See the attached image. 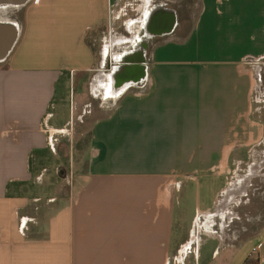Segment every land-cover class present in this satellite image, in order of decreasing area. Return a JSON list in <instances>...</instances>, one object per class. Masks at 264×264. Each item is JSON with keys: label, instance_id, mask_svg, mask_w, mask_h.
I'll use <instances>...</instances> for the list:
<instances>
[{"label": "crops", "instance_id": "1", "mask_svg": "<svg viewBox=\"0 0 264 264\" xmlns=\"http://www.w3.org/2000/svg\"><path fill=\"white\" fill-rule=\"evenodd\" d=\"M7 9L0 264H264V0Z\"/></svg>", "mask_w": 264, "mask_h": 264}, {"label": "rangeland", "instance_id": "2", "mask_svg": "<svg viewBox=\"0 0 264 264\" xmlns=\"http://www.w3.org/2000/svg\"><path fill=\"white\" fill-rule=\"evenodd\" d=\"M6 10V9H5ZM8 10V9H7ZM20 12L21 11H16L14 9H10L7 11L6 16L2 15L1 17L4 19L2 20V22L5 23H12L15 24V21L20 19ZM0 18V19H2ZM11 20V21H9ZM2 64L0 63V66ZM80 79L82 80V78H77L76 82H80ZM83 81V80H82ZM81 81V82H82ZM77 86L75 84L74 89L75 91H77ZM87 125V124H86ZM73 131H72V137L69 138L68 140L66 139V141H61L60 148H59V156L60 159L56 160L55 159V164L53 166V169L47 170L44 172L43 178L45 179H57V178H67L70 174L69 168H68V163H67V159H68V149H70L71 147H74L75 151L77 150H81V148H84L87 146L88 144V129L87 126L83 127V125L81 126H73ZM76 156L78 157V155L74 156V159H77ZM72 174V173H71ZM261 174H264L263 172H261ZM260 185H262L263 190H264V182H262ZM65 191L63 193H66V187L62 188ZM257 193L258 194V190L254 191L252 190L251 193ZM221 256L222 253L220 255V257L218 258V261L221 260Z\"/></svg>", "mask_w": 264, "mask_h": 264}, {"label": "water", "instance_id": "3", "mask_svg": "<svg viewBox=\"0 0 264 264\" xmlns=\"http://www.w3.org/2000/svg\"><path fill=\"white\" fill-rule=\"evenodd\" d=\"M30 0H0V10L7 8H21ZM18 28L15 24L5 23L0 20V63H3L12 52L17 39Z\"/></svg>", "mask_w": 264, "mask_h": 264}, {"label": "flooded vegetation", "instance_id": "4", "mask_svg": "<svg viewBox=\"0 0 264 264\" xmlns=\"http://www.w3.org/2000/svg\"><path fill=\"white\" fill-rule=\"evenodd\" d=\"M153 30V29H155V28H150V26H149V28H148V30L146 31V35H151V30ZM154 33H157L156 31L154 32V31H152V34H154Z\"/></svg>", "mask_w": 264, "mask_h": 264}, {"label": "built area", "instance_id": "5", "mask_svg": "<svg viewBox=\"0 0 264 264\" xmlns=\"http://www.w3.org/2000/svg\"><path fill=\"white\" fill-rule=\"evenodd\" d=\"M258 252V249L257 248H254L253 250H252V253L253 254H256Z\"/></svg>", "mask_w": 264, "mask_h": 264}, {"label": "bare ground", "instance_id": "6", "mask_svg": "<svg viewBox=\"0 0 264 264\" xmlns=\"http://www.w3.org/2000/svg\"><path fill=\"white\" fill-rule=\"evenodd\" d=\"M5 13V12H4ZM9 21H11V20H9ZM18 28V27H17ZM18 31H19V29H18Z\"/></svg>", "mask_w": 264, "mask_h": 264}]
</instances>
